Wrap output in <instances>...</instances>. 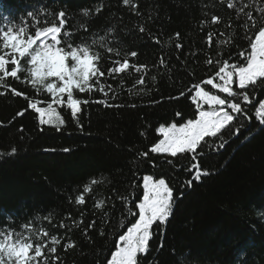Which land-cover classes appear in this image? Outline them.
Returning <instances> with one entry per match:
<instances>
[{
    "label": "trees",
    "instance_id": "16d2710c",
    "mask_svg": "<svg viewBox=\"0 0 264 264\" xmlns=\"http://www.w3.org/2000/svg\"><path fill=\"white\" fill-rule=\"evenodd\" d=\"M235 3L237 8L249 5L245 12L260 21L256 9L264 8V0ZM227 4L228 0H131L129 5L123 0H0V26L32 24L28 12L43 21L50 17L41 9L63 10L65 31L74 33L67 39L100 53L98 66L105 73L100 83L107 92L103 95L93 80L96 90L74 93L89 101L75 117L66 104L54 105L55 119L42 124L28 103L47 107L50 94L25 84L24 72L18 80H4L11 87L0 86V229L23 232L22 225L31 223L36 229L33 241L44 243L57 236L55 255L60 259L53 262V254L45 249L49 264H107L119 236L138 218L133 213L138 214L135 205L143 195L142 177L150 175L166 181L174 205L166 222L153 224L149 249L138 254V264H264V124L255 116L264 101V87L241 90L234 81L233 90L247 91L248 103L239 95L227 97L202 85L240 103L244 112L234 114V121L217 136L206 137L195 153L173 157L150 152L161 138L160 126L196 119L200 109L191 98L193 86L214 77L216 60L246 63L239 53L250 51L258 27L246 32L247 17ZM85 9L88 16L82 14ZM213 15L219 22L212 23ZM93 40L99 43L93 45ZM108 47L114 51L107 52ZM132 51L138 55L129 56V62L146 67L139 73L130 68L110 76L108 69L117 66L113 62L123 61ZM141 76L142 85L136 83ZM214 82L220 83L219 78ZM12 89L25 95H14ZM21 111L24 114L17 115ZM144 152L149 155H141ZM197 162L210 173L198 181L195 171H189ZM93 179L98 182L93 184ZM85 186L90 191L84 192ZM82 193L84 203L78 204L76 197ZM99 201L104 203L97 208ZM93 221L86 237L84 230ZM41 228L49 236L37 240ZM69 242L76 246L65 250Z\"/></svg>",
    "mask_w": 264,
    "mask_h": 264
},
{
    "label": "snow or ice",
    "instance_id": "6c2138e0",
    "mask_svg": "<svg viewBox=\"0 0 264 264\" xmlns=\"http://www.w3.org/2000/svg\"><path fill=\"white\" fill-rule=\"evenodd\" d=\"M124 5L131 4V0H123ZM244 8H237L235 0H228L227 7L235 9L237 15L243 14L247 20L243 24V28L247 31L256 29L254 39H250V51H241L240 57L246 63H230L228 60H216L215 65L218 68L214 73L215 78H219L222 83L214 82V77L210 76L201 83L195 84V95L191 98L197 103L199 114L196 119H189L186 123L177 127L176 123L170 124L168 127L161 126L158 131L163 135L157 143L151 146V153H168L175 157L181 153H195L206 137H215L221 133L223 129L230 126L234 121V114L243 113L244 109L240 103L234 100H227L221 95L212 94L205 90L204 86H211L217 89L220 93L226 94L227 97L240 96L243 101L251 103L247 91L236 92L233 90L234 81L237 87L241 90H246L250 86L260 85L264 87V8H257L261 13V19L258 22L252 12H245ZM133 7H137L133 5ZM97 12L100 11L98 8ZM41 13H45L50 19L41 21L38 19V14L28 12L27 17L33 23L28 24L24 21L20 25H4L0 26V86L11 87L4 84L6 78L20 79L19 74L25 73L24 83L31 85L37 90H45L50 94L51 100L47 102V107H40L38 103H33L29 100L28 108L34 109L40 116L42 124H50L56 117L54 105L66 106L71 110L75 117L80 111L81 104L89 103V101H81L74 95L76 91L84 93L86 91L96 90L93 80L100 84L99 91L107 96L104 91L105 85L100 83V79L105 75L98 66L100 61V53L93 52L91 45L81 43L73 45L67 38L74 35L71 30L65 31L66 28V13L63 10L58 12H49L47 9H41ZM84 16L89 15L87 9L82 10ZM212 23L219 22L218 17H211ZM251 22V23H249ZM43 24V26H41ZM84 27V25H81ZM6 28V30H5ZM145 29L140 27V31ZM111 31V29H109ZM179 37V33L174 34ZM211 41V35H209ZM157 42H159L157 40ZM99 41L93 40L95 45ZM221 45L224 41L219 42ZM66 45V46H64ZM104 47L103 44L100 45ZM177 48L182 47L177 44ZM113 48L108 47L107 52L112 53ZM119 56V51H116ZM137 52L128 53L123 61L117 59L113 63L117 66L109 68L108 74H120L126 72L130 68H134L137 73L141 72L146 66L132 65L128 57H136ZM10 57V59H9ZM26 61L27 66L24 65ZM70 61V63H69ZM164 63L163 60L160 61ZM209 65L213 64L212 59L206 61ZM9 64L11 68L9 69ZM155 80V77H153ZM144 76H141L136 81L137 84H144ZM14 95H25L12 89ZM180 95H184L183 92ZM66 97V100H65ZM25 98H27L25 96ZM201 102L208 105V110H203ZM39 103H44L43 101ZM96 103L105 104V100H98ZM230 109V111L228 110ZM23 111L17 115H23ZM177 115H180L177 113ZM255 116L261 124H264V101L259 103L255 110ZM63 124V120L60 121ZM237 132L239 129L236 130ZM221 147L223 145H220ZM13 148L12 152L15 153ZM64 151H68L65 149ZM143 156L149 155L148 152L141 153ZM195 159V155H193ZM195 171L194 179L200 180L202 175H209L206 169H202L199 162L192 164L190 172ZM143 197L135 205L138 209V215L127 231L119 236L117 250L112 253L111 260L108 264H138V254L147 253L149 249V241L152 238V226L156 222L164 223L171 215L174 205L173 191L167 185L166 181L161 178L154 180L151 176L143 178ZM98 181L92 180L95 184ZM192 181L187 182V186L191 187ZM90 191L88 186H85L84 192ZM183 195V193H181ZM126 199L124 197H118ZM83 193L76 197V203H84ZM103 201L96 203V207L100 208ZM131 211V210H129ZM107 215V214H106ZM39 219V217H37ZM47 219V218H45ZM83 221H81L82 223ZM95 221L88 224L84 230V235L87 237L89 228H93ZM60 227H66L61 223ZM23 232L14 231L11 229H0V264H49L48 257L45 256V249L50 254H53V262L58 261L60 257L56 256L57 248L55 245L60 244L57 236H51L49 241L44 243L35 242L32 235L36 233V229L31 223L22 225ZM25 232L27 234H25ZM103 235V232H101ZM49 233L42 229L37 235V240L41 237H47ZM49 243L53 246L49 247ZM74 242H69L64 245L65 250L75 247ZM163 247V244L160 245Z\"/></svg>",
    "mask_w": 264,
    "mask_h": 264
},
{
    "label": "rangeland",
    "instance_id": "374dc122",
    "mask_svg": "<svg viewBox=\"0 0 264 264\" xmlns=\"http://www.w3.org/2000/svg\"><path fill=\"white\" fill-rule=\"evenodd\" d=\"M220 83H222V81H220ZM195 91H196V90H195ZM202 104L206 105V107H207L206 109H203V110H205V111L208 110V105L205 104V103H203V102H201V105H202ZM198 114H199V113H198ZM54 119H55V118H54ZM54 119H53V120H54ZM186 122H187V121H186ZM186 122H184V123H186ZM184 123H182V124H184ZM180 125H181V124H180ZM180 125H177V127H179ZM168 126H169V125H167V126H165V127H168ZM160 127H161V126H160ZM159 133H160V132H159ZM160 134H161V133H160ZM160 139H163V135H162V134H161V138H160ZM145 176H150V175H144V176L142 177V187H143V183H144L143 178H144ZM154 180H158V179H154ZM143 192H144V189H143ZM142 197H143V195H142ZM141 199H142V198H141ZM116 250H117V249H116ZM116 250H115V251H116ZM115 251H114V252H115ZM111 258H112V255H111V257H110L109 260H111ZM109 260H108V261H109ZM107 264H108V262H107Z\"/></svg>",
    "mask_w": 264,
    "mask_h": 264
},
{
    "label": "bare ground",
    "instance_id": "6f19581e",
    "mask_svg": "<svg viewBox=\"0 0 264 264\" xmlns=\"http://www.w3.org/2000/svg\"><path fill=\"white\" fill-rule=\"evenodd\" d=\"M199 113V112H198Z\"/></svg>",
    "mask_w": 264,
    "mask_h": 264
}]
</instances>
